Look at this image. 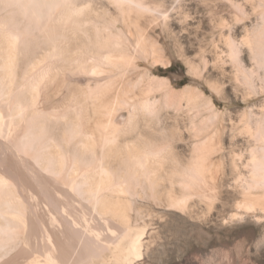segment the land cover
I'll return each mask as SVG.
<instances>
[{
  "label": "bare ground",
  "instance_id": "obj_1",
  "mask_svg": "<svg viewBox=\"0 0 264 264\" xmlns=\"http://www.w3.org/2000/svg\"><path fill=\"white\" fill-rule=\"evenodd\" d=\"M187 1L170 5L183 9L186 19ZM165 2L0 0V264H179L163 240L160 213L188 214L194 197L214 207L221 170L215 157L223 146L217 130L211 136L203 131L205 113L209 121L219 116L212 98L193 88L177 91L141 67L143 59L169 63L151 34L159 18L168 28ZM200 4L259 10V24L245 27L237 42L229 32L223 41L236 53L234 80L248 90L257 86L246 74V49L263 69L264 84V0ZM221 18L213 21L220 29L227 25ZM202 55L198 62L184 55L194 76L210 62ZM220 59L214 54L213 64ZM207 78L220 93L219 80ZM182 111L193 130L188 123L181 127ZM250 123L243 125L254 143L248 146L249 178L239 185L243 199L237 205L264 212V122ZM190 140L188 153L179 149ZM210 255L203 253L202 262H219Z\"/></svg>",
  "mask_w": 264,
  "mask_h": 264
},
{
  "label": "rangeland",
  "instance_id": "obj_2",
  "mask_svg": "<svg viewBox=\"0 0 264 264\" xmlns=\"http://www.w3.org/2000/svg\"><path fill=\"white\" fill-rule=\"evenodd\" d=\"M170 1L171 0H166L165 2L166 6L164 5V8L167 9L168 17L170 16L169 19H167L168 28L165 29L164 20L159 18L158 21L159 20L160 21L158 22V25L155 27L153 31H151L152 36L158 38L159 44L161 45V47L164 48L166 53V58L169 60V63L165 66L162 63L152 64L150 61H146L145 59H143L140 62L141 67L143 69L145 68L151 69L154 75H156L157 77L166 78L171 82L172 87L177 91H181L185 88H193L196 89L197 91L200 90L205 96L212 98L219 111V116L216 119L212 118L209 121L210 117L207 116L209 113H205L204 116L205 119L207 118V120L205 121V125H204L205 129L203 127V131L211 136L214 133V131L217 130L219 138L222 139L220 140V142L222 143L223 149L215 157V159L218 162H220L221 170L218 177V190H219L218 199L215 201L214 207L210 210L206 206V203L204 204L199 197L198 198L194 197L193 198L194 202L193 201L192 202L195 204V206L192 212L190 211L188 214L187 213L181 214L173 210L167 211V213L166 212L160 213L163 215L165 214L164 217L160 218L161 220H158L160 225V231L164 236L163 240L164 242H166V245L169 244L168 245V247L170 246L169 249L172 246H173L172 248L175 250H179V248H181L179 251L173 250V256H175L173 257V259L175 258L174 260H176L179 264L182 263L184 264L185 261H188V263L191 261V264H199V263L206 264L207 262H202V259L200 258V256L203 253H208L212 255L214 254V256L212 255L210 256L214 257L216 260L219 261L216 264H264V219H263L264 212L258 210L259 207H256L253 211H246L245 209H243V207H241L240 209V207L237 205L243 199L242 198L243 193L239 185L242 181L244 182L246 178L247 179L249 178V167L246 166L247 160L249 159L248 146L254 145L253 140L250 139L251 136L246 131H244V126L245 124L251 122L250 125L252 127H255L260 120L261 123L264 122V107H263L264 84L263 83L260 84L262 82L261 79H262L263 69L257 67L258 65H256L255 63H253V61H251L252 59L250 58L248 51L244 49L243 50L244 52H242L241 56L243 57L246 66L248 64L249 68L251 69V70L247 69L246 74L248 75L249 80L250 81L252 80L251 82L254 83L255 86L256 85L258 86V87L257 86L254 87L255 89L250 88L249 90L248 88L247 89L244 88V85H246L245 83H242L240 81H235L233 78V73L235 71V66L233 65H234V61H236V53H234L235 51H233V55H231L229 50L230 47L227 41H223L225 40L223 38H226L227 35L228 36L230 35V37H232V39L237 42L242 38L243 34L245 33L246 31L245 27L253 28V26L255 27L257 24H259L260 22L259 20L260 14L258 12L259 10L254 11L252 10V8L248 7L249 8L248 9L247 7H245L244 8L246 12L245 15L246 16L249 15V17L244 16V18L241 20V18L238 17L239 16L238 13H240V15L241 14L244 15V9H240L241 11L239 9H237L238 11H234L235 9L232 10V8L229 6H225V7L219 6L220 7L219 9L218 5L216 8L213 9V7H215L216 5L212 7L211 6L207 7L200 4L201 1L204 0L201 1L188 0L189 3L186 4L187 6L186 5L182 6V8H184V12L187 11L185 13H188V17H187L188 19H186L182 17L183 9H180L181 11L179 12L178 8L176 9L173 8V6H170L173 0L171 2ZM217 8L218 10H216ZM175 9L177 13L176 11H174ZM216 11L218 12L219 15L217 14ZM214 12H216V14ZM178 13L181 15V18L184 19L180 20V15ZM213 15L214 16L217 15L219 17L221 16L223 19L221 17L220 18L222 20L225 19L224 21L227 22V23L225 22V24L227 25H225V27H223L222 29L215 27L216 23L214 24L213 21L219 22L220 18L216 16L217 17L216 19V17L215 18L212 17ZM221 30L222 31L224 30L223 35L219 34ZM228 32L229 34H227ZM214 42L216 43L213 45ZM199 47L201 49H199ZM215 47L217 49L219 48L220 51L219 50L215 51L216 49ZM226 51L228 52L226 53ZM202 53L204 55H202ZM183 54L185 56L187 54V56H189L191 59L195 58L197 62L201 58L200 54L202 55V57L203 56L206 58L208 57L207 60L209 59L208 61H210L209 62L210 64L208 63V66L204 70L205 73L203 72L204 73L203 75L206 76L205 77H203V75L194 76V74H192L189 71V66ZM214 54L221 55V59L219 60L220 63L219 62L216 63L217 66L213 64L212 58L214 57ZM222 56L224 57V59ZM244 57L247 58L245 59ZM249 71L250 73H248ZM208 76H210L211 81L213 77L214 79L217 78L216 79L217 82L219 80L218 83L221 86L223 85L222 90L224 91L221 90L220 93H217V91H215L208 82L209 79L207 78ZM255 76L257 79L255 78ZM214 79L213 81L216 82V80ZM240 80L241 81L243 80L242 77L240 78ZM236 84L238 86H236ZM242 84L244 85L242 86ZM122 113H125V111H123ZM243 114L245 117L243 116ZM186 115L188 114L182 111V115H180L181 117H178V120L180 121L179 123L181 127H184V125L188 123L186 126L190 127L193 130L194 127L190 123L191 116L189 115V117L188 116L186 117ZM251 117H252V121H251ZM198 118L200 120L196 119V125L201 128V126H203L200 123L202 117H198ZM211 120L213 121L211 122ZM197 121L199 122L197 123ZM240 125L242 126L240 127ZM173 131L175 132V130ZM239 132H241V134ZM177 133L179 134L180 132L177 131ZM219 134L221 135V137ZM185 136L188 137L187 134ZM249 140L251 143H249ZM191 145H192L191 140L188 141L187 144L184 142H180L178 144L179 149L185 150L186 153L189 152V147ZM236 153L238 155H235ZM233 159H236L238 161L236 160L233 161ZM239 174L240 176L242 175L243 177H240V179L238 180ZM243 178L245 180H242ZM253 191L257 193L261 192L257 188L253 189ZM196 200L198 201V203L196 202ZM233 213H237V214L239 213L240 216L237 215L236 216L237 218L236 217L231 218L230 215ZM256 215L262 216V220H260V222L256 220L255 218ZM182 235L185 236L186 242L182 240L181 238ZM172 242L177 243V246L175 243H173V245L170 244ZM183 242H185L186 244L184 245ZM198 245L202 248H200ZM225 245L227 246L225 247ZM235 245H237L236 248H234ZM222 249L224 250L223 252L221 251ZM228 250L229 252H227ZM179 252H181L180 255L184 256L185 260L179 259L180 257H178L177 255L179 254ZM220 253H222L221 254L222 257L220 256ZM224 255L226 256L224 257ZM229 255L232 256L234 259L236 258V260L229 257ZM219 256L221 258L217 259V257ZM197 258L198 260H200V262L197 260ZM214 262L217 261L211 260L208 263L213 264Z\"/></svg>",
  "mask_w": 264,
  "mask_h": 264
}]
</instances>
